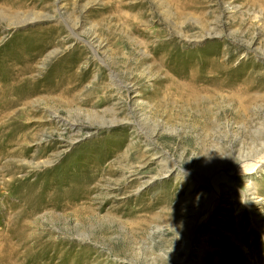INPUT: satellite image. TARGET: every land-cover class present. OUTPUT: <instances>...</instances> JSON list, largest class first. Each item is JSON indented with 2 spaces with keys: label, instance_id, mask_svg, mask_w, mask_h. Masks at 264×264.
<instances>
[{
  "label": "rangeland",
  "instance_id": "rangeland-1",
  "mask_svg": "<svg viewBox=\"0 0 264 264\" xmlns=\"http://www.w3.org/2000/svg\"><path fill=\"white\" fill-rule=\"evenodd\" d=\"M184 1L0 0V264H264V0Z\"/></svg>",
  "mask_w": 264,
  "mask_h": 264
},
{
  "label": "bare ground",
  "instance_id": "bare-ground-1",
  "mask_svg": "<svg viewBox=\"0 0 264 264\" xmlns=\"http://www.w3.org/2000/svg\"><path fill=\"white\" fill-rule=\"evenodd\" d=\"M175 1V3H176V5L181 9L182 8V10L184 9H187L190 5L188 4V1H184V0H174ZM173 3V2H172ZM189 5V6H188ZM258 161V160H257ZM257 161L254 163V164H256L257 163ZM251 165V166H247L246 164V166L245 165H243V166H241L239 169H238V171H240V172H246V171H250V169H251V171H252V169H254V167L256 166V165ZM232 171H236V170H229V171H226V172H229V173H231ZM217 180H219V179H217ZM210 185H212L213 187H212V189H213V192H212V198H211V201H209V203H208V205H207V208H206V211H204V213H203V215H202V219H205V217H206V215L209 213V211H210V209L212 208V206L214 205V203H215V201H216V198H217V196H218V188H216V184H215V182L214 183H212V184H210Z\"/></svg>",
  "mask_w": 264,
  "mask_h": 264
}]
</instances>
